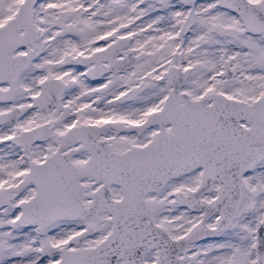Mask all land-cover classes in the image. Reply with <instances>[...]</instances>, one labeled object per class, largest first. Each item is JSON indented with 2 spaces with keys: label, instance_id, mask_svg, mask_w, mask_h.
<instances>
[{
  "label": "snow or ice",
  "instance_id": "obj_1",
  "mask_svg": "<svg viewBox=\"0 0 264 264\" xmlns=\"http://www.w3.org/2000/svg\"><path fill=\"white\" fill-rule=\"evenodd\" d=\"M0 264H264V0H0Z\"/></svg>",
  "mask_w": 264,
  "mask_h": 264
}]
</instances>
